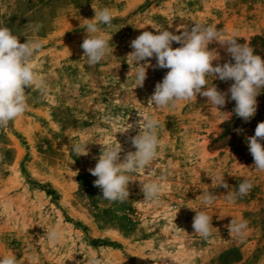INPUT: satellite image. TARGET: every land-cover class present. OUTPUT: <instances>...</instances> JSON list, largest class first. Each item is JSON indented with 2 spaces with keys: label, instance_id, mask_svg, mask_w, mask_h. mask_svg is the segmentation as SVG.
Wrapping results in <instances>:
<instances>
[{
  "label": "rangeland",
  "instance_id": "374dc122",
  "mask_svg": "<svg viewBox=\"0 0 264 264\" xmlns=\"http://www.w3.org/2000/svg\"><path fill=\"white\" fill-rule=\"evenodd\" d=\"M93 7L113 14L112 26H102L111 51L89 66L80 45ZM194 24L212 25L222 39L247 44L264 58V0H0V27L20 43L42 41L32 65L46 81L43 92L25 89L28 110L0 129V257L14 253L19 264H89L93 258L101 264H264V172L253 167L246 142L264 122V89L245 123L233 112L235 101L220 109L199 95L175 107L148 104L169 71L154 69V58L141 62L147 78L136 87L130 42L145 30L179 35ZM213 48L219 63L230 60L218 43ZM212 83L227 91L233 81ZM219 110L232 114L225 120ZM143 117L162 125L157 159L151 172L132 174L124 202H109L88 169L103 147L120 144L121 160L135 151L130 138ZM232 119L236 130L226 124ZM77 143L87 155L73 153ZM221 177L228 189L219 186ZM153 180L163 185L154 202L140 191ZM245 180L252 189L230 203L226 194ZM208 192L218 196L211 206L203 204ZM196 210L212 216L207 239L192 228ZM232 219L248 221L243 237L230 234ZM52 229L61 234L55 243L46 235Z\"/></svg>",
  "mask_w": 264,
  "mask_h": 264
},
{
  "label": "clouds",
  "instance_id": "9594fccd",
  "mask_svg": "<svg viewBox=\"0 0 264 264\" xmlns=\"http://www.w3.org/2000/svg\"><path fill=\"white\" fill-rule=\"evenodd\" d=\"M93 9L94 18L84 19L86 36L80 45L89 66L98 64L111 51L109 37L105 35L102 26H112L113 14L107 7ZM40 27L38 24L32 26V31L38 32ZM173 42L180 47L174 49ZM212 43H218L224 48L230 60L219 63V52L214 48L209 49ZM130 47L133 51L128 56L136 64V87H143L147 78V65L142 64V61L154 58V69H169L163 80L156 83L148 104H154L158 108L175 107L179 101L195 100L199 95L207 98V102L217 109L223 108L229 101H235L233 112L245 123L255 116L257 96L264 89V58L254 54V50L247 44H239L235 39H222L221 32L212 25L194 24L179 35L167 29H155V33L145 30L130 42ZM41 49L40 39L26 37L25 42L20 43L18 35L13 34L7 27H0V129L6 128L11 121L28 110L29 96L26 88L35 87L41 92L45 90L46 81L37 75L32 65ZM209 79L233 83L227 91H220L213 83L211 87L208 86ZM221 113L226 116L225 120L232 114ZM130 128H133L132 124H129L128 129ZM139 128V134L130 138L135 151L125 153L121 160L120 144L103 147L95 167L88 169L92 176L97 177L93 186L99 188L102 198L109 202H124L130 196L132 174L140 171L151 172L157 159L162 125L154 117H143ZM240 131L242 130L237 129V132ZM246 142L254 159L253 167L264 172V122L257 124L255 134L246 137ZM72 151L76 156L88 154L87 148L78 143L73 145ZM220 179L219 186L228 189L224 178ZM252 187V182L245 180L239 183L235 192L229 190L226 197L230 203H236ZM140 191L146 200L158 201L163 185L155 180L141 183ZM217 199L214 192H208L203 196V204L211 206ZM227 227L230 234L243 237L248 231V221L232 219ZM192 228L195 234L209 238L214 228L212 216L205 211L196 210ZM46 235L52 243L61 237L56 229L48 231ZM0 264H19V261L13 253L0 257ZM89 264H101V261L93 258L89 260Z\"/></svg>",
  "mask_w": 264,
  "mask_h": 264
},
{
  "label": "trees",
  "instance_id": "16d2710c",
  "mask_svg": "<svg viewBox=\"0 0 264 264\" xmlns=\"http://www.w3.org/2000/svg\"><path fill=\"white\" fill-rule=\"evenodd\" d=\"M228 126H231V127H229V128H231L232 130H236V128H237V122H235V120L234 119H232V120H230L228 123H226ZM252 156V155H251Z\"/></svg>",
  "mask_w": 264,
  "mask_h": 264
}]
</instances>
